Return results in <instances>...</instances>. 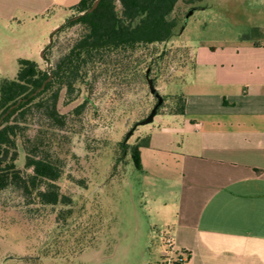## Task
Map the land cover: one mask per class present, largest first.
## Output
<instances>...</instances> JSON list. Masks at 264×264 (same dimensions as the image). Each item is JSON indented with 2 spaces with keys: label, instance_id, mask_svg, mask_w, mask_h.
I'll use <instances>...</instances> for the list:
<instances>
[{
  "label": "rangeland",
  "instance_id": "rangeland-1",
  "mask_svg": "<svg viewBox=\"0 0 264 264\" xmlns=\"http://www.w3.org/2000/svg\"><path fill=\"white\" fill-rule=\"evenodd\" d=\"M79 2L55 0L45 20L25 17L11 28L1 26L0 46L10 53L1 55L4 64L8 61L2 76H16L18 57L51 69L58 58L56 50L46 55L58 28L53 25L58 20L62 26L73 17L70 10ZM175 14L181 23L169 50L171 64L154 74L160 96L185 95L201 51L245 34L248 23L264 17V0H202L192 6L179 4ZM72 34L67 32L62 40ZM15 39L19 43L12 45ZM171 67L172 76L167 75ZM81 102L82 97L64 106L62 98L59 109L68 113ZM90 103L75 132L66 133L69 141L61 153L65 172L59 185L61 193L73 199L71 206L26 207L19 193H0V264H169L176 259L179 252L168 243L170 227L146 208L140 171L129 155L115 161L116 143L125 138L132 145L139 137H150L159 125L162 114L152 124L134 126L149 115L154 96L144 84L132 90L105 89L100 82Z\"/></svg>",
  "mask_w": 264,
  "mask_h": 264
},
{
  "label": "crops",
  "instance_id": "crops-1",
  "mask_svg": "<svg viewBox=\"0 0 264 264\" xmlns=\"http://www.w3.org/2000/svg\"><path fill=\"white\" fill-rule=\"evenodd\" d=\"M54 1L0 0V27L45 20ZM218 45L198 57L185 114H164L149 134L141 195L188 264H264V17Z\"/></svg>",
  "mask_w": 264,
  "mask_h": 264
},
{
  "label": "trees",
  "instance_id": "trees-1",
  "mask_svg": "<svg viewBox=\"0 0 264 264\" xmlns=\"http://www.w3.org/2000/svg\"><path fill=\"white\" fill-rule=\"evenodd\" d=\"M95 1L80 0L70 10L75 15L53 35L46 55L56 50L58 58L51 68V80L41 91L37 92L49 78L41 62L21 58L16 76L0 80V193H19L26 207L71 206L73 199L62 194L59 185L65 172L61 153L68 134L75 132L91 105L95 86L102 82L105 89L132 90L144 84L153 95L150 78L159 93L158 73L154 74L171 64L169 50L181 23V16L175 14L177 7L202 0H101L89 12ZM69 31L72 36L63 41ZM172 70L167 75L172 76ZM153 96L149 114L158 103ZM161 96L157 115L185 114L184 95ZM81 97L82 102L68 113L60 111L62 98L64 106H69ZM149 145V136L139 137L132 145L124 138L116 143L115 161L129 155L139 171L141 150ZM189 257L179 252L171 264H188Z\"/></svg>",
  "mask_w": 264,
  "mask_h": 264
},
{
  "label": "water",
  "instance_id": "water-1",
  "mask_svg": "<svg viewBox=\"0 0 264 264\" xmlns=\"http://www.w3.org/2000/svg\"><path fill=\"white\" fill-rule=\"evenodd\" d=\"M100 1H101V0H96V1L94 2V4H93L92 8L89 10V12H93V11L98 7ZM193 11H194V9H192V10L190 11L189 14H192ZM59 28H60V27H58V28H56V29L54 30V32L52 33V36L57 32V30H58ZM51 43H52V38L50 39V45H51ZM50 45H49V46H50ZM43 52H44V51H43ZM43 52H42V57H43ZM50 67H51V66L48 64V65H47V68H48V72H49V78L47 79V81L43 84V86H42L37 92L41 91V90L45 87L46 83H47L48 81L51 80V78H52V73H51V69H50ZM148 83H149V88H150L151 93H152L153 95H155V96L158 98V103H157V105L152 109L151 113H150V114H149L144 120L140 121L136 126H138V125L143 126V125H147V124H152V123L154 122L155 116L157 115V110H158V108H159V107L161 106V104L163 103V98H162V97L156 92V89H155V87H154V85H153V81H152V79L149 78V79H148ZM37 92H36V93H37ZM36 93H34L33 95H35ZM20 102H21V101H19V103H20ZM19 103H18V104H19ZM15 106H17V105H15ZM15 106L11 107V109L14 108Z\"/></svg>",
  "mask_w": 264,
  "mask_h": 264
},
{
  "label": "built area",
  "instance_id": "built-area-1",
  "mask_svg": "<svg viewBox=\"0 0 264 264\" xmlns=\"http://www.w3.org/2000/svg\"><path fill=\"white\" fill-rule=\"evenodd\" d=\"M168 243H169V244H172V242H171L170 240L168 241ZM182 261H184V262L187 261V258L184 257V258L182 259ZM169 264H171V262H169Z\"/></svg>",
  "mask_w": 264,
  "mask_h": 264
}]
</instances>
